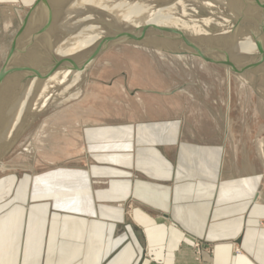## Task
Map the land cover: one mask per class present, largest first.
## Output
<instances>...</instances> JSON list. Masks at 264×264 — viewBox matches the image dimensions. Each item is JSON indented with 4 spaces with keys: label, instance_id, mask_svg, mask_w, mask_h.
<instances>
[{
    "label": "rangeland",
    "instance_id": "rangeland-1",
    "mask_svg": "<svg viewBox=\"0 0 264 264\" xmlns=\"http://www.w3.org/2000/svg\"><path fill=\"white\" fill-rule=\"evenodd\" d=\"M37 1L32 5L27 3L28 0H21L22 4L11 1L0 3V74L7 66L10 69L20 63L32 69H29L32 73L26 70L15 78L8 77L4 84L0 85V98L3 95L4 102V106L0 107L2 111L0 114H3V117L0 115V125L3 123L0 126V195L6 192V186H4L6 181H10L11 185L16 181H31L55 168L76 165L86 167L88 154L84 135L88 129H101L105 132L126 128L140 129L147 123L170 125L174 120L176 123L173 124L177 126V130L184 131L185 142H190L191 159L186 162L192 168L194 165L197 166V151L205 144H212L222 149L225 176H234V181H264V61H260L264 58L249 60L241 46L242 39L246 38L243 36L252 33L250 38L262 41L260 48L264 50L263 6L244 2H240L241 4L237 2L234 5L228 3L227 9L224 6L225 13L214 16V21L217 23L213 22L207 26L211 33H222L220 30H234V36L237 33L238 36H232L233 39L229 36L230 40L223 38V42L221 41L223 45L209 44L212 45L210 47L205 44L206 46H198L199 48L195 46L196 49L182 47L177 50H168V47H165L164 50L160 49L165 52L164 55L158 52L159 48L157 49L154 45L138 44L139 41L135 39L136 37L133 39V36L130 39L126 37L129 41L113 42L92 61L85 74L86 77L78 85L79 89L74 91L79 92L77 96L66 101L61 100L60 96L52 102L53 104H44L38 114L28 120V106L25 105L23 109V105L15 102V107L18 105L23 110L19 114L20 108H14L9 96L19 98L18 94L20 95L24 78H30V75L40 79L47 78L49 64L52 61V50H54L51 45L56 46L59 43L58 39L54 42V36H59L57 38L61 41L63 36L69 34L68 32L77 33L83 23L77 20L80 17H76L80 15L79 10L73 8L76 0L70 4L67 3L68 0H62L63 3L60 0L62 3L60 7H56L60 5L57 4L59 1L48 0L47 5L41 7L40 2L34 8ZM109 1L110 3L105 2V5L110 6L109 9L112 10L125 3V0ZM207 1L216 3V0ZM247 2L251 1L247 0ZM54 3L57 5H53ZM52 6L56 8H54L55 20L48 31L39 36L34 44L32 43L33 46L31 45L25 54L29 55L28 58L25 56L23 59L25 47L30 43L32 35L45 23L47 9ZM88 10L91 11V8ZM202 14L205 18L211 15L209 12H202ZM57 17H62V21H59ZM189 20L198 19L190 17ZM202 20L205 19L202 17ZM25 23L27 25L21 37V44L17 45L12 61L7 64L8 57L13 55V51L11 55L10 52L13 50L14 42L18 40L17 37ZM110 23L108 31L114 33L112 37L115 34V37L119 36V31L123 29L114 28L119 21L111 19ZM132 28L131 25L126 27L127 34L131 35L135 31L133 34L137 35L141 31V28L135 30ZM89 30V33H92L93 29L91 31L89 28ZM123 33H126L125 30ZM227 34L230 35V33ZM141 38L145 37L140 35ZM233 42H237V45ZM253 43L256 44V41ZM43 49L46 52L45 56L41 57L38 53ZM178 50L185 51L187 54H177L182 52ZM194 50L201 51V54ZM189 55H191L190 58ZM36 60L37 63H35ZM198 61L199 64L196 63ZM230 67H234L232 68L234 70ZM228 71L231 73L230 81ZM33 77L31 78L36 80ZM32 81L29 82L32 83ZM29 82L28 86L31 84ZM157 92L170 94L162 95ZM11 108L16 111L13 109L14 113L11 114V119L5 127L4 122L9 111H12ZM57 113H61L63 117H55ZM13 116L19 118L16 117L18 123L13 120ZM4 118L5 120L2 121ZM65 122L67 125H64ZM61 124L64 128H60ZM45 130L48 133L52 131L53 136L51 142H46L48 149L42 150L38 148V144L43 140L40 135ZM97 137L95 143L102 140V134H98ZM248 184L250 185V182ZM248 184H246L247 188Z\"/></svg>",
    "mask_w": 264,
    "mask_h": 264
},
{
    "label": "crops",
    "instance_id": "crops-1",
    "mask_svg": "<svg viewBox=\"0 0 264 264\" xmlns=\"http://www.w3.org/2000/svg\"><path fill=\"white\" fill-rule=\"evenodd\" d=\"M175 121L88 129L86 167L6 181L0 264H264V181L225 176L212 144L192 168Z\"/></svg>",
    "mask_w": 264,
    "mask_h": 264
},
{
    "label": "bare ground",
    "instance_id": "bare-ground-1",
    "mask_svg": "<svg viewBox=\"0 0 264 264\" xmlns=\"http://www.w3.org/2000/svg\"><path fill=\"white\" fill-rule=\"evenodd\" d=\"M55 1L56 2L59 1V3L57 2V4H60L62 0L61 1L55 0ZM105 2L110 3L109 0H76L73 8H76L75 10H79L80 15H78L76 17L77 18L80 17V19H77V20H81V21H83V23H82V25H80V28H79L80 30L78 29L79 31L77 30V33L68 32L69 34L66 36H63L64 38L61 37V38H63V40H61V41L59 40V38H57L59 36H57V37L54 36L55 38L52 36V38L55 39V40L53 39L54 42L56 41V39H58L59 43H57V45L55 44L56 46L51 45V48L54 47L53 48L54 50H52L53 51L52 52L53 53L52 61L49 64L50 69H48V76H46L47 78H41L40 79V78H37V76L33 77L30 75V78H27V77L24 78L25 81L23 82L24 84H22L23 86L20 88V90H21L20 95L18 94L19 98H17L14 95L16 98H13V96H12V98H13L12 99L11 96H9L11 99L10 102H13L14 108L19 107L18 105L15 107V105H14V104H16L15 102H17V104H19V105H23L22 108L25 107V105L28 106V110H29L28 111V113H29V117H28L29 119L28 120L32 119L36 114H38V112L42 109V106L44 104L50 105L54 100H56L60 96H61L60 97L61 100L63 99L64 101H66V100L71 99L72 97L77 96L79 94V92H74V91L78 88V85L80 84L82 79L84 77H86L85 74L87 73V71L90 67V64H92V62L89 63L91 57H93V54H95V52L98 51V49L100 47H102V45L108 47L111 43L116 42V41H120V40L129 41L126 39V37L128 39H130L131 36H133L132 37L133 39L136 37L135 39H137L139 41L138 44H140V45H144V44L154 45L156 48L157 47L159 48L158 52L165 55V52H163L165 47H168L167 48L168 50H177V49L182 48V47L186 48V49L187 48L196 49L195 46H197V47L202 46V45L206 46L205 44L210 46L209 44H212V45L218 44V43H221V41L223 42V38L227 39L229 37L232 38V36H234V30L233 31H230V30L221 31L220 30V32H222V33H211L210 29L207 28L208 25L215 22L214 16L216 17L218 15V13H225V10L227 8H229L228 3L233 4V5H234V3H237L234 0H222V1L216 0L215 4L208 2L207 0H125L124 1L125 3H123V5H121L120 7L116 6L115 10L109 9L110 6L109 7L106 6ZM48 3H49L48 0H41L40 5H42L41 7H43V6L47 5ZM55 3L53 5L56 6L57 4H55ZM62 3H63V1H62ZM61 4L57 5L56 7H58V6L60 7ZM235 5H237V4H235ZM224 6L226 9L224 8ZM230 7H231V5H230ZM53 8H55V7H53ZM88 8H91V11H89ZM242 10H244V9H242ZM58 11H59V9H58ZM60 12H61V10H60ZM60 12L58 14L59 16H60ZM202 12H209L211 15L209 17L205 18V16H203ZM84 13L86 15H84ZM247 15H249V14H247ZM56 16H57V14H56ZM177 16L179 18H177ZM260 16H262V15H260ZM263 16H264V14H263ZM190 17H196L198 20L191 21V20H189ZM202 17L205 20H202ZM61 18H58V19H60L59 21H62ZM83 18H85V19H83ZM253 18H252V21H254V19H255V18L254 19ZM111 19L114 21H119L118 24H120V25L119 26H118V24L115 25V27H114L115 29L116 28L117 29H119V28L123 29V30L119 31V36L115 37L116 34H115V36H113L115 38L112 37V34L114 35V33L108 31L110 24H111L110 23ZM56 21H58V20H56ZM59 23H61V22H59ZM215 23H217V22H215ZM26 25H27V23L24 24L22 31L20 32V34L17 37L18 40H16L15 45L13 47L12 57H14L15 51H17V45L21 44V42H20L21 37L23 35V32L25 31L24 28L26 27ZM130 25H131V27H133L132 29H134V30L137 28H141V31L139 32V34L134 35L133 32H135V31H133L131 33V35L127 34L126 27H128ZM59 26H61V25H59ZM256 26H258V25H256ZM88 27L91 29V31L93 29L92 33H89L90 30ZM62 28H64V27H62ZM225 29H227V28H225ZM124 30L126 32L125 34L123 33ZM231 30H232V28H231ZM260 30L262 31V29H260ZM75 32H76V30H75ZM223 33H226V34H223ZM227 33H230V35ZM235 34L237 35V33H235ZM140 35H143L145 38L140 39ZM223 35H225V36H223ZM251 35H252V33L251 34L249 33V34L243 36L246 38L242 39L243 40L241 43L242 45L241 44L240 45L242 46V50H244L247 53L246 57H248L249 60H252V61L260 60V57L264 58V50L262 48H260V46H261L260 44L262 41L255 40L254 38H253L254 40H252V38H250V37H252ZM121 37H124V38L122 39ZM263 37H264V35H263ZM235 39H234V41H235ZM229 40H230V38H229ZM253 41H256V44H254L255 42L253 43ZM237 42H235L236 44L233 42L234 45H237ZM263 42H264V40H263ZM47 43H49V41ZM47 43H46V45H47ZM37 44H39V42ZM212 45L210 47H212ZM230 47H232V46H230ZM25 48H27V47H25ZM35 49H36V47H35ZM160 49H163V50H160ZM205 49L207 50L206 47H205ZM228 49H227V51H228ZM215 50H218V49H215ZM231 50H233V49H231ZM178 51H182V50H178ZM220 51H222V50L220 49ZM261 51H263V53H261ZM32 52L34 53V51H32ZM45 52H46V50L43 49L38 54L41 57H43V56H45ZM194 52H197V51L194 50ZM33 53H31V54H33ZM182 53H183V55H185L186 52L182 51V52L177 53V54H182ZM197 53L201 54V51L197 52ZM212 53H214V52H212ZM221 53L224 54L223 52H221ZM225 54H227V53H225ZM234 55L237 59L238 58V56H236L237 53ZM190 56L191 55H189V58H190ZM227 56H225V57H227ZM215 57H218V56L216 55ZM230 58H231V56H230ZM206 59L207 58H205V60ZM221 59L222 58H220L218 60H221ZM231 59H230V62L228 61L229 64L231 63ZM234 59H233V62H235ZM240 59H242V58H240ZM225 60H226V58H225ZM194 61H196V60H194ZM260 61H264V60L262 59ZM35 63H37V60L35 61ZM196 63L199 64V61ZM214 63H215V61H214ZM217 63H219V61ZM223 66H224V64H223ZM232 68H234V67H230L231 70H234ZM30 70H32V69H30ZM30 70H28V72L32 73ZM31 77L35 78L36 80L32 79ZM228 77H229V81H230V78H231L230 71H228ZM29 79L33 80L32 83L29 82V81H31ZM28 82H29V84L31 83L29 86H28ZM17 93H19V92H17ZM7 101H8V99H7ZM55 103L56 102H54V104ZM9 107H12V106H9ZM13 109H12V111L10 110L9 113L7 112L8 114L6 112H3V113L7 114L6 120H5V118L2 120V121L5 120V122H4L5 127H7L8 122L11 119V114L14 113L13 111L15 109L14 110ZM19 110H20V112H18V113L19 114L22 113L23 110H21V108ZM1 113H2V111H1ZM0 115L2 116L3 114H0ZM15 115H17V114H15ZM61 115H62L61 113H59V114L57 113V115L55 117H60ZM16 117L13 116V120L16 121ZM61 117H63V116H61ZM17 119H19V118L17 117ZM57 122H59V121H57ZM26 124H28V123H26ZM26 124H25V126H26ZM2 125H3V123L0 126H2ZM64 125H67L66 122ZM13 127H14V125H13ZM60 128H64V126H62V124H61ZM13 130L14 129L12 128L11 129V135L12 136L14 135ZM3 131H4V129H3ZM51 132L52 131H50L48 133L46 130L42 131V135H40V136L43 137V140H41V142L38 144L39 149L40 148L42 150L44 148L48 149V147L46 146L47 145L46 142H48L50 140L52 141L53 133H51ZM6 139H9V138H6ZM2 142H3V140H2Z\"/></svg>",
    "mask_w": 264,
    "mask_h": 264
},
{
    "label": "water",
    "instance_id": "water-1",
    "mask_svg": "<svg viewBox=\"0 0 264 264\" xmlns=\"http://www.w3.org/2000/svg\"><path fill=\"white\" fill-rule=\"evenodd\" d=\"M73 0H68V3H72ZM236 2H245V3H249V4H257L259 6H263L264 7V0H250L251 2H247V0H234ZM41 0H38L37 1V4L35 5L34 8H36V6L38 4H40ZM54 15H55V10L54 8L52 9V7H49L47 9V15H46V20H45V23L32 35L31 39H30V43L27 45V48L24 50L23 52V59H25L24 57L26 56V52H28V49L30 48V46L32 45V43H34V41L39 37L41 36L42 34H44L45 32L48 31V28L52 25L53 23V20H54ZM14 45H15V42H14ZM13 45V47H14ZM12 47V49H13ZM106 48V46L102 45V47H100L98 49V51L95 52V54H93V57H91L90 62H92L102 51H104V49ZM12 53V50L10 52V55ZM12 55L8 57V61H7V64L10 63V61H12ZM26 58H28V55L26 56ZM26 61V60H25ZM30 68H27L26 67V64L24 63H20V64H16L14 65L12 68H7L4 69L2 71V73L0 74V85L10 76H13V78L17 77L16 75H20L22 74V72L24 71H28ZM19 78V77H18ZM4 84V83H3ZM1 89V88H0ZM159 94H162V95H169L170 93L169 92H157ZM3 96V95H2ZM2 96L0 98V107H3L4 106V102L2 101Z\"/></svg>",
    "mask_w": 264,
    "mask_h": 264
}]
</instances>
